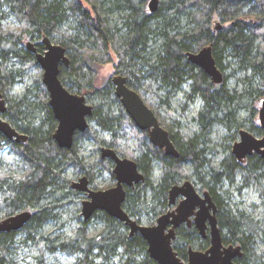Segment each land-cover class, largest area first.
<instances>
[{
  "label": "trees",
  "instance_id": "trees-1",
  "mask_svg": "<svg viewBox=\"0 0 264 264\" xmlns=\"http://www.w3.org/2000/svg\"><path fill=\"white\" fill-rule=\"evenodd\" d=\"M1 4L6 5L19 21L18 26L10 28H4L0 23V92L7 103L2 117L16 130L27 134V140L18 143L0 133V148L4 144L9 146L25 167L18 177L0 174V209L5 213L3 218L18 210L35 209L31 218L19 230L0 231V264H8L7 254L19 231L27 233L24 241L35 240L37 229L50 217L47 205L42 202L47 197H58L68 190L61 176L68 167L83 172L90 183L94 171L106 168L112 172L110 159L98 155L96 161H88L79 155L76 140L85 136L87 130L75 133L71 148L59 147L52 137L56 120L41 81V70L33 53L25 46V41L30 39L34 41L37 50L42 51L43 36L66 49L70 63L68 66L60 65L59 78L63 85L71 92L85 95L86 101L93 107L88 120L95 121L113 136L109 142L97 144V153L102 145L111 147L118 142L115 139L118 128L128 129L139 145L145 146V152L140 157L130 151L121 152L113 148L120 156L134 160L145 175L144 182L134 188H127L123 208L130 216H134L139 204L149 210L147 212H154L158 208L156 214L163 212L170 186L189 178L186 165H190L197 173L201 188L210 191L217 205V221L223 243L241 246L242 256L235 263L256 264L251 246L259 226L256 225L257 221H253L244 212L233 213L227 209L216 187L223 180L233 182L238 174L256 179L257 173H264V158L253 154L247 157V163L244 164L229 154L227 159L221 161L219 170L212 167L205 170L203 156L207 148L204 147L209 141L212 124L220 122L228 129L233 127L234 112L231 111V105L235 95L225 89L224 76L221 83L212 84L204 71L187 59L186 52H195L210 45L216 65L221 71L223 59L231 57L239 67L251 70L262 87L260 94L264 95V0H162L159 10L155 12H147V0H2ZM111 15H115L120 22L113 24ZM182 20L185 23L183 29ZM217 21L221 23V28L213 30V23ZM69 23H73L71 28L76 29L78 35L66 36L61 32L62 27ZM151 41L157 44L158 51L150 61L145 49ZM109 50L116 53L122 65L118 67V72L125 74L126 84L136 90L145 102L140 76L142 67L149 68L164 88L177 89L185 81H190L191 89L186 97L190 99L197 95L203 100L204 105L196 115L199 131L191 136L171 132L153 110L161 125L169 131L178 150V157L165 155L162 149L153 145L146 131L136 127L119 99L113 95L111 82L108 79L99 81L97 78V66L110 61ZM14 60L36 69L32 85H27L21 96L10 94L16 77L20 75L13 68ZM91 100L94 102L91 103ZM255 113L256 110L252 109L251 114ZM219 114H223L222 119ZM248 130L257 135L262 133L259 127L253 125ZM87 135L96 139L91 131ZM153 161H158L161 169V177L156 185L149 179L150 163ZM138 186L143 188L142 191L137 189ZM70 191L78 193L74 189ZM149 193L156 201L150 208L144 201ZM262 197L264 202V194ZM92 216L104 220L102 232L87 235V222L82 221L76 234L67 239L66 243L61 241L58 245L69 246L75 253H80L83 256L82 264H90L88 255L92 249L98 247L101 250L104 246L109 251L120 247L127 256L126 264H157L149 257L146 242L138 233L129 235L120 231L117 226L126 225L104 211L97 210ZM136 221L141 223L140 218ZM147 221L151 222L150 218ZM196 233L193 225H183L176 230L172 246L184 261L187 259V246L198 250L208 247V239H201Z\"/></svg>",
  "mask_w": 264,
  "mask_h": 264
},
{
  "label": "rangeland",
  "instance_id": "rangeland-1",
  "mask_svg": "<svg viewBox=\"0 0 264 264\" xmlns=\"http://www.w3.org/2000/svg\"><path fill=\"white\" fill-rule=\"evenodd\" d=\"M149 0H147L148 3ZM157 11L160 8L162 0H157ZM0 0V23L4 28H10L18 26L19 21L15 16L10 13L6 5L1 4ZM147 12H149L147 8ZM164 13V11H163ZM110 20L115 23H119L120 19H117L115 15L110 16ZM185 23L181 22V29H183ZM73 23H69L62 27L61 32L64 35L72 34L78 35L76 29L71 28ZM63 35V34H62ZM62 37V36H59ZM81 38V36H78ZM160 41V40H159ZM158 41V43H160ZM24 45V44H23ZM23 45H19L20 47ZM154 41L149 43V46L145 49L146 55L149 56L150 61L153 60V54L158 51ZM110 61L99 64L96 69V76L99 81L108 79L111 81V77L114 74H121L125 76L121 71L118 72V67H121L116 53L113 50H109ZM153 58V59H152ZM13 68L18 70L20 75L16 77L15 84L12 88V96H21L27 85L31 86L33 78L36 76V69L34 67H28L23 65L20 61H12ZM237 61L231 57L226 56L222 61V73L225 79V89L235 97L232 100L231 111L234 112L233 127H228L223 123L216 122L212 124V129L209 134V141L205 143L207 148L204 150V165L205 170H209L212 167L219 170L220 163L224 159L229 157L231 148L234 142L239 140L238 130L240 128L249 129L250 126L259 127L258 110L261 106V100L264 95L260 94L262 88L259 80L254 78L250 69H243L239 67ZM141 85L143 90V96L146 99V104L158 113V117L162 119L164 124L168 125L171 132H179L187 136H191L199 131V124L196 120V115L199 110L202 109L204 103L203 100L195 95L193 98L188 99L186 93L191 89L190 81H185L177 89L164 88L162 83L155 79V75L149 68L142 67ZM42 75V70H41ZM126 77V76H125ZM210 80V79H209ZM140 84V83H139ZM113 88V85H112ZM94 101L91 100V103ZM116 109V106L112 104ZM252 109L256 110L255 114H251ZM117 114V113H116ZM2 116V114H1ZM219 118H223V114H219ZM241 124V126H238ZM88 131H91L96 139L87 135ZM251 132V131H250ZM254 134L253 132H251ZM260 135L254 134L256 137ZM115 139L118 141L112 144L111 148H118L121 152L130 151L134 156H142L144 147L139 145L138 141L130 134L126 128H118L115 135ZM113 139V136L107 130L101 128L95 121H89V127L85 133V136L79 137L76 140V149L79 155L88 160L96 161L99 153H97V144H101L102 141L109 142ZM106 144V143H104ZM101 146V145H100ZM105 146V145H102ZM100 151V150H99ZM244 164L247 162L243 161ZM150 181L156 185L161 177V169L158 161L150 163ZM190 180H194L195 186L199 192H202L201 184L199 183L197 173L186 165ZM25 167L23 166L20 158L14 154L9 146L3 145L0 148V174L6 175L5 177L19 176L23 173ZM248 172L246 173V175ZM84 175L83 172L77 171L74 167H68L61 176L67 184L68 190L64 194L58 197H47L42 203L47 205L50 217L46 220L40 228L37 229L35 240H25L27 233L19 231L14 237V244L9 248L7 254L8 264H82L83 256L80 253H75L69 246L61 247L58 244L61 241L67 242V239L72 238L76 234V230L81 226L82 221L87 222L86 234L97 235L102 232L105 227V222L101 217L92 216L91 218L84 220L81 215L82 201L87 199L85 193L78 192L72 193L70 190V183L77 181V179ZM183 179L180 180L181 183ZM115 178L112 172H109L106 168H100L98 171H94V178L90 188L94 190H103L113 186ZM139 191L143 188L138 186ZM225 191L227 193H225ZM222 204L233 213L244 212L249 215L253 221H257L256 225H259L253 236L254 244L251 246L252 258L256 264H264V202L262 195L264 194V173H257V178L243 176L238 174L234 177L233 182L228 180L221 181V184L216 187ZM2 193L0 190V197ZM144 197L145 204H149V208L154 206V201L149 193ZM162 201V200H161ZM167 206L165 207V209ZM35 208H30L31 212ZM26 210V209H25ZM145 210V207H141V204L137 206L133 218H140V222L143 225H152L151 222L156 221L158 214L156 212ZM18 210L17 212H19ZM16 212V213H17ZM15 214V213H14ZM5 213L0 209V220L3 219ZM150 218L151 222L147 219ZM147 218V219H146ZM153 223V224H154ZM254 225V224H253ZM116 226V225H115ZM255 226V225H254ZM120 231L129 232V228L117 226ZM52 249V247H54ZM101 252V253H100ZM126 255L122 252L120 247L115 250H108L102 247L101 250L98 247L92 249L91 254L88 255L90 264H126ZM41 258V260H40ZM132 264V263H127Z\"/></svg>",
  "mask_w": 264,
  "mask_h": 264
},
{
  "label": "water",
  "instance_id": "water-1",
  "mask_svg": "<svg viewBox=\"0 0 264 264\" xmlns=\"http://www.w3.org/2000/svg\"><path fill=\"white\" fill-rule=\"evenodd\" d=\"M158 1L149 0L150 12L157 10ZM221 23L215 22L214 30L220 29ZM44 49L38 51L32 41H27L26 48L33 53L36 63L42 70L41 81L48 92V104L56 120V128L52 134L59 147L70 148L76 131H85L89 125L88 118L92 115L93 107L86 101L84 94L72 93L63 85L59 78L60 65L68 66L70 61L64 46L53 43L47 36L41 40ZM187 59L202 68L214 84L223 80V74L215 65L210 45L204 46L197 54L187 53ZM114 94L118 97L125 112L140 129L145 130L149 141L162 148L166 155L178 157L179 153L153 110L144 102L140 94L126 84L122 75L111 77ZM6 111L5 100L0 92V133L9 140L22 142L27 135L16 130L8 121L3 119ZM260 127L264 131V97L258 110ZM231 153L238 161L257 154L264 158V134L256 137L250 131L241 129L239 140L234 142ZM102 158L113 162L112 173L116 179L115 185L94 190L88 185L85 175L71 183V188L85 192L87 199L82 201L81 215L84 220L91 218L97 210L106 212L111 217L123 222L129 228V235L138 233L146 242L147 252L157 264H236L235 259L242 256L240 245L224 244L221 229L218 225L217 206L208 190L200 195L193 184L186 180L182 184H174L168 191V203L172 204L177 196H182L175 209L159 215L152 225H143L129 216L123 209L122 203L126 196L125 186L134 187L144 180V175L138 170L134 160L120 157L110 147L100 149ZM196 209V210H195ZM193 223L202 238L207 237L209 245L205 250L187 247V259L182 260L172 246L176 229L183 223ZM30 210H21L0 220V231H16L31 218Z\"/></svg>",
  "mask_w": 264,
  "mask_h": 264
},
{
  "label": "flooded vegetation",
  "instance_id": "flooded-vegetation-1",
  "mask_svg": "<svg viewBox=\"0 0 264 264\" xmlns=\"http://www.w3.org/2000/svg\"><path fill=\"white\" fill-rule=\"evenodd\" d=\"M149 10V9H148ZM0 19H1V17H0ZM30 39H28L27 41H29ZM27 41H25V45H26V43H27ZM34 42V41H33ZM53 42V41H52ZM53 43H56V42H53ZM21 44H23V43H21ZM42 44V43H41ZM59 44V43H58ZM43 45V44H42ZM36 46V45H35ZM43 49H44V47H43ZM36 62V61H35ZM38 65V64H37ZM38 67H39V65H38ZM40 68V67H39ZM40 70H41V68H40ZM60 74V73H59ZM210 79V78H209ZM211 81V80H210ZM223 81V80H222ZM111 82V81H110ZM212 83V82H211ZM112 84V83H111ZM212 84H214V83H212ZM214 85H216V84H214ZM67 89V88H66ZM114 89V88H113ZM136 91V90H135ZM71 92V91H70ZM72 93H75V92H72ZM79 94V93H78ZM3 96V95H2ZM141 96V95H140ZM145 102V101H144ZM146 103V102H145ZM5 105H6V109H7V103H6V101H5ZM149 106V105H148ZM154 112V111H153ZM156 115V114H155ZM156 117H157V115H156ZM4 119V118H3ZM55 119V118H54ZM157 119H158V117H157ZM89 121V120H88ZM158 121H159V119H158ZM89 123V122H88ZM159 123H160V121H159ZM57 124V123H56ZM160 125H161V123H160ZM162 126V125H161ZM88 127H89V125H88ZM88 127L86 128V130L88 129ZM137 127V126H136ZM163 127V126H162ZM164 128V127H163ZM164 129H166V128H164ZM85 130V131H86ZM167 130V129H166ZM168 131V130H167ZM76 132H84V131H76ZM75 132V133H76ZM147 133V132H146ZM168 133H169V131H168ZM27 135V134H26ZM75 135V134H74ZM254 135V134H253ZM257 135V134H256ZM169 137H170V134H169ZM171 139V138H170ZM73 142H74V136H73ZM72 145H73V143H72ZM154 145V144H153ZM102 147H108V146H101L100 147V149L102 148ZM157 147V146H156ZM71 148V147H70ZM111 148V147H110ZM159 148V147H158ZM113 149V148H112ZM160 149H162V148H160ZM163 150V149H162ZM164 152V151H163ZM117 153V152H116ZM118 154V153H117ZM165 154V153H164ZM255 154V153H254ZM99 155H100V151H99ZM119 156H120V154H118ZM166 155V154H165ZM253 155V154H252ZM169 156V155H168ZM101 157V156H100ZM120 157H122V156H120ZM247 157H249V156H247ZM247 157H245L242 161H246V159H247ZM102 158V157H101ZM126 158H128V157H126ZM109 159V158H108ZM129 159H131V158H129ZM111 160V159H110ZM112 161V160H111ZM112 164H113V162H112ZM137 164V163H136ZM138 167V166H137ZM112 169H113V166H112ZM138 170H139V168H138ZM140 171V170H139ZM141 172V171H140ZM142 173V172H141ZM113 174V173H112ZM143 174V173H142ZM85 175V174H84ZM144 175V174H143ZM83 176V175H82ZM86 177H87V175H85ZM114 176V175H113ZM81 177V176H80ZM79 177V178H80ZM78 178V179H79ZM115 178V177H114ZM77 179V180H78ZM87 179H88V185H89V187L91 186V183H90V181H89V178L87 177ZM144 180H145V175H144ZM144 180L143 181H141V182H139V183H142V182H144ZM186 180H188V181H190L192 184H193V186H194V188H195V190L201 195L202 194V192L203 191H205V190H208V189H206V188H204V189H202V192H199L198 190H197V188H196V186H195V182H194V180L192 181V180H190V176H189V178H185V179H183V181L181 182V183H175V184H182L184 181H186ZM73 182V181H72ZM71 182V183H72ZM71 183H70V188H71ZM115 183H116V179H115ZM115 183H114V185H115ZM138 183V184H139ZM137 184H135L134 185V187L136 186ZM172 185H174V184H172ZM171 185V186H172ZM170 186V187H171ZM134 187H127V186H125L124 188H125V191H126V196H127V188H134ZM71 189H73V188H71ZM170 189V188H169ZM75 190V189H74ZM77 192H83V191H78V190H76ZM169 191V190H168ZM209 191V190H208ZM83 193H85V192H83ZM209 193H210V191H209ZM86 195V194H85ZM210 195H211V193H210ZM126 196H125V199H126ZM87 197V196H86ZM211 197H212V195H211ZM181 198H182V196H177L176 198H175V201L172 203V204H169L168 203V193H167V208L163 211V212H161L159 215H161L162 213H165V212H167V211H171V210H173V209H175V207H176V205L178 204V202L181 200ZM125 199H124V201H125ZM212 200H213V197H212ZM124 201H123V203H124ZM214 201V200H213ZM123 203H122V207H123ZM216 204V203H215ZM217 206V205H216ZM124 209V208H123ZM125 210V209H124ZM196 210V209H195ZM126 211V210H125ZM127 212V211H126ZM128 213V212H127ZM129 214V213H128ZM158 215V216H159ZM129 216H130V214H129ZM130 217H132V216H130ZM216 217H217V211H216ZM133 218V217H132ZM133 219H135V218H133ZM189 219H191V222H190V224L188 225L186 222L185 223H183V224H181L180 226H183V225H185V226H187V227H190L191 225H193V227L195 228V226H194V223H193V215H191L190 217H189ZM136 220V219H135ZM179 226V227H180ZM178 227V228H179ZM196 229V228H195ZM177 230V229H176ZM196 235L199 237V238H201V239H208V242H209V237H208V229L206 230V233H207V237H205V238H202L200 235H199V233H198V230L196 229ZM209 245V244H208ZM188 247V246H187ZM236 260V259H235Z\"/></svg>",
  "mask_w": 264,
  "mask_h": 264
},
{
  "label": "bare ground",
  "instance_id": "bare-ground-1",
  "mask_svg": "<svg viewBox=\"0 0 264 264\" xmlns=\"http://www.w3.org/2000/svg\"><path fill=\"white\" fill-rule=\"evenodd\" d=\"M147 8H148V3H147ZM150 12V11H149ZM214 27H215V22L213 23V30H214ZM43 37H45V36H43ZM49 38V37H48ZM50 39V38H49ZM42 40V39H41ZM29 41H32V40H29ZM33 42V41H32ZM34 43V42H33ZM35 45V44H34ZM204 47V46H203ZM203 47H201L200 49H202ZM27 49V48H26ZM200 49H198L197 51H195V52H191V53H193V54H197L198 52H199V50ZM28 50V49H27ZM187 53L188 52H186V56H187ZM212 58H213V60H214V57H213V55H212ZM215 61V60H214ZM193 64V63H192ZM62 65V64H61ZM194 65H196V64H194ZM215 65H216V62H215ZM64 66V65H63ZM196 66H198V65H196ZM217 66V65H216ZM199 68H201L200 66H198ZM218 67V66H217ZM219 68V67H218ZM202 69V68H201ZM221 71V70H220ZM222 72V71H221ZM223 74V73H222ZM119 75H121V74H119ZM123 76V75H122ZM123 77H125V76H123ZM125 79H126V77H125ZM131 88V87H130ZM113 89V88H112ZM47 91V90H46ZM47 94H48V92H47ZM113 95L116 97V95L114 94V89H113ZM118 98V97H117ZM48 99H49V97H48ZM259 119V118H258ZM55 128H56V126H55ZM138 128V127H137ZM259 128L262 130V132H264L263 131V129L260 127V121H259ZM241 129H243V128H240L239 130H238V133H239V131L241 130ZM55 130V129H54ZM244 130H248V129H244ZM249 131V130H248ZM54 132V131H53ZM22 133V132H21ZM92 217V216H91ZM129 233V232H128Z\"/></svg>",
  "mask_w": 264,
  "mask_h": 264
}]
</instances>
